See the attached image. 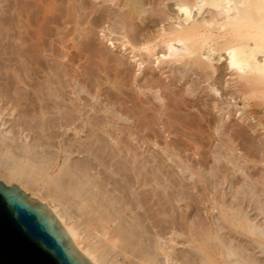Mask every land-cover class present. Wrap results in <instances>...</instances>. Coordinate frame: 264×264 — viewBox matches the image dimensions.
Masks as SVG:
<instances>
[{
    "label": "bare ground",
    "instance_id": "6f19581e",
    "mask_svg": "<svg viewBox=\"0 0 264 264\" xmlns=\"http://www.w3.org/2000/svg\"><path fill=\"white\" fill-rule=\"evenodd\" d=\"M12 1L13 13L15 14L12 16L13 19L11 17V20L17 26L16 30L19 29L21 25V23L19 25V22L23 21L24 18L25 21L22 22V25L24 24L28 30V28H31L30 26L32 24L30 21L33 20H30V17L33 16L31 13L34 14V12L28 10V2L30 0L28 2L24 0ZM42 1H40V3ZM102 1H106V3L109 2V0ZM148 1L152 2L151 0ZM44 2L45 0L43 3ZM52 2L53 1L50 2L51 5ZM55 2L56 1H54L53 5H55ZM109 3L114 6H119L122 0H110ZM38 4L39 2H37V5ZM144 4L145 0H125L124 3H122V8L120 7L119 14L117 13L120 16L119 23L121 22L120 24L123 29L127 28L130 31L134 38L131 37V35L130 37L135 40L132 41L131 38H129V33H125L121 41V51H123L124 54L129 52L130 61L138 66L139 72L141 71V73L147 68L146 66L151 64L155 69H169V73L172 71L173 73L174 71L179 72L178 74H181L183 77L190 74L200 77L203 76L205 79H212L213 77L215 78L216 75V64L224 61L227 69L232 73V77H234V79L226 83L227 88L232 90V99H240L243 105L239 108L235 100L236 106L238 107L235 113L238 114L241 124L246 125L245 127L250 130V133L253 135L252 137L256 140L258 139V143L256 142L257 144L250 142V147L254 152L253 154L255 155V153H257L259 155L261 151L264 152L259 146V143L262 144V146L264 145V0H161V9L160 12L157 11V13H154L155 18H151L152 15L150 16V12L145 8ZM41 5L44 4L41 3ZM53 7L55 6L50 7L51 10L49 9V11H46L43 16L41 14L42 18L39 16L41 19H36V29L33 27L32 31L29 29L31 33L25 29L24 25H21L22 27L20 26V28L24 27L25 32L20 29L16 31L20 38L26 35L27 37L23 39L27 41L30 40L31 43H34L33 45L37 48L39 54L46 51V45L48 44H46V42H49L45 41V36H50L48 31L51 26L47 27V25L49 26L48 23L55 24V20L58 19L56 21L58 22L60 21V17L62 19V14L61 16L59 15L60 17L56 16L55 18H51V16H55L54 14L57 13L56 11H54L55 13L52 11L55 10ZM40 8L38 10H40ZM47 9L48 7H46V10ZM107 9H109V7ZM41 10L43 12L44 8H41ZM114 10L116 9L114 8ZM36 11L35 9V14ZM50 11L51 13L53 12L51 16L48 13ZM100 13L102 14V12ZM37 14H39L38 11ZM35 17L37 18L38 16L35 15L32 18ZM136 22H140L141 27L138 26L140 32L149 29L150 23H155L158 29L155 31L154 29L153 31H150V29L149 31H145L147 33L141 34L142 39L136 41L137 39L135 38L140 36V32L137 30L138 27L135 25L137 24ZM44 24H47V31H44L46 30L44 28L45 26H43ZM57 25H55L57 28L55 26L53 28L58 29ZM12 26H14L13 23ZM107 31H109L108 33H110V35H113L112 31L109 29ZM107 31L103 29L102 36L104 38L107 37V35H105ZM13 33H15V31H13ZM26 40H23V42L19 41V43L22 44H19L17 40L16 42L13 41L17 43L15 46H13L15 43L12 44L14 48L13 51L11 48L12 55L10 57L12 61L15 62L14 64L17 65L16 70L24 75L22 78H25L23 81L21 78L23 75H19L20 77L16 76L13 82L14 87L15 85L18 86L20 83H26V85L27 83L30 84L31 82H29V80L33 78L31 77L33 75L30 76L31 72L44 73V69L41 66L42 63H40V57L42 58V55L36 54V51V53L32 52L36 49L35 47L32 51L29 50L24 44L27 42ZM111 40V38L110 40L107 39V43L113 47L114 42ZM50 41L52 42V40ZM30 42L28 43L31 44ZM159 49L161 52H159ZM52 53L53 52H51V54ZM55 53H53V55ZM56 55L57 54H55V56ZM55 59H53V62L59 64V61L56 62ZM123 61L122 58L121 60L119 59L117 63L120 69L123 65ZM11 65L13 64H10V68L12 67ZM54 70L56 71L55 68ZM54 70H50L51 73ZM14 71L12 74H15ZM51 73L49 76H51ZM176 75L177 73L175 76ZM35 76L40 77L39 74ZM46 77H48V75H46ZM126 77H128V75ZM26 78L30 79L26 80ZM73 78L76 77L74 76ZM36 83L30 84V87L32 85L39 87L40 84L38 82ZM50 86V83L46 85L48 88L47 92H44L45 89L44 91H42L43 89L40 90V88L38 91L34 90L31 92L33 95L25 93L24 88V91L13 88V92L11 91L12 93L8 94H11L10 96H4L13 106L12 111L14 112L11 111L12 114H15L16 108H20L23 105L30 108L31 113H33V126L34 122L36 123L35 125H37L35 126L37 127L35 128L37 133L35 135L36 137L34 136L32 140H29L30 135H25L24 129L22 134L19 133L21 131L18 132L21 134L18 138L14 137L15 135L12 137L7 135L11 133L3 132L9 137L4 136L2 133L0 134V178L6 185L18 184L19 188L25 193L28 195L30 194L33 198H37L38 202L42 203L47 209L53 210L57 222L70 239L71 245L76 250L84 252L82 256L86 258L88 262L91 264H264V220L261 222L257 220L256 217L252 218L248 213H245L246 211H243L245 208H243L242 202L238 201L239 203H236L237 205H233L234 202H231L233 203L232 205H227L224 199L227 195H224L223 192V199L219 198L221 202H219V216H217V218H219L216 225L210 220V216H205V219L203 218L204 216L198 218L197 215L198 220H192L196 216H192V213H189V211L195 208V204L193 205L187 201L189 199V194H183L184 192L182 189L185 188L184 186H182L181 189L176 186L178 183L174 185L173 180H171L173 174L171 175L170 173L172 170H163L166 167L165 163L167 161L172 162L174 160V162L177 163L179 161L180 164H182L180 158H177L175 161V157L179 155L177 154L179 150L176 153L177 155L174 154V159L172 157L173 155L171 153H175L174 148V151L170 149L172 143L171 145L168 143L163 148L155 141L151 143L148 137L154 132L148 133V136L145 134L141 135V130L144 128L141 125L142 123L138 124L140 127L138 125H123L122 129V125L116 126V124L114 125L106 122V124H95L91 123L89 120H83V118H85V113L82 109L83 107L76 103L78 102V92H76V89H72L74 91L72 93L76 97L72 100L73 98L69 97L66 94L67 92L65 93V91L63 92L62 90L61 92L59 88L57 89L53 86L55 90ZM152 86L153 85H151V88ZM211 86L212 85L209 87L211 91L222 99V95L221 97L219 96L220 91L214 88L215 84ZM88 87L86 88L88 89ZM29 89L32 90L33 88ZM158 93L159 91L157 90L156 94ZM147 104H149V102ZM222 104L224 103L222 102ZM178 105L180 104H177V106ZM8 106L10 105L8 104ZM24 106L22 108H24ZM4 107H7V105ZM165 108L167 107L165 106ZM3 111H5L4 108ZM220 111H222V113L224 112L223 114L220 112L222 115H228L226 120L229 119V116L230 118L232 117L230 114L232 110H225L222 107ZM26 112L27 111H25V113ZM135 113L133 114L135 115ZM121 118L123 119V117ZM28 122L32 124L30 121H27V123ZM186 122L188 123V121ZM174 124L177 125L175 122ZM181 124L184 123L181 122ZM151 127L153 128V126ZM175 127L173 128L174 130ZM179 127H181L180 124ZM22 128H25V126ZM32 128L30 129V133ZM176 128L183 130L182 128ZM27 129L29 130L28 127L26 130ZM242 129H244V127H242ZM242 129H236L237 131L235 132L238 134L240 133L242 136H240V138H244L245 140L247 134L245 130L243 131ZM152 130L153 129H151V131ZM179 131L177 133H179ZM69 132L74 134L75 138H72L74 141H70V137L68 139L70 142L65 139V136H67ZM184 132L186 133V129ZM145 133H147V130ZM154 135L153 137H155ZM56 140H58V146L54 147V143H57L55 142ZM156 148L162 151L160 157L159 152L154 153L153 151V149ZM231 149H229V151ZM232 150L233 152H230L233 155L235 150ZM180 151H182V149ZM163 155H166V157ZM75 156L78 160L73 159ZM262 156L264 157V155ZM85 158H89L90 160L87 161ZM81 159L82 161L85 160V162L79 163ZM219 160L217 159L216 161L220 162ZM233 162H235V160ZM227 163V165H229L230 162ZM235 165L232 166L234 167ZM239 165L237 162V166ZM171 167H173V171L179 169L178 171L179 173L181 172V175L185 174V172L190 173V177L193 178V180L195 179V172L191 171L192 169L186 166V164L182 166L179 164L176 166L175 164V166ZM174 167L177 169H174ZM226 168L227 170H225L228 171L227 166ZM225 170L223 171L224 173ZM237 171H239V169ZM175 172L173 176H175L176 179ZM185 175L184 179L186 180L187 177H185ZM221 175L223 176L222 171ZM180 176L178 177L182 179L181 177H183V175ZM226 178H228V176ZM226 178L224 179L225 181ZM261 179H263V177H261ZM176 180L175 182H177ZM227 181L229 180L227 179ZM179 184H181L180 181ZM237 192H239V190H237ZM251 193L254 195L255 191L252 190ZM241 194L246 198L247 192H241ZM237 196L236 199L234 198L235 200H237ZM254 198L255 196H253V200ZM177 203L180 205L183 203V207L178 205V208L182 211L176 208ZM259 208L257 207V209L264 214V207L263 209L261 207ZM176 209H178V211ZM200 209H202V207ZM216 210H214V212ZM257 215L260 216L261 214ZM216 226H218V229L215 228ZM186 245H188L189 249L180 248V246ZM179 249H183L182 253L179 252L181 251Z\"/></svg>",
    "mask_w": 264,
    "mask_h": 264
},
{
    "label": "rangeland",
    "instance_id": "374dc122",
    "mask_svg": "<svg viewBox=\"0 0 264 264\" xmlns=\"http://www.w3.org/2000/svg\"><path fill=\"white\" fill-rule=\"evenodd\" d=\"M11 1L12 0H0V4H1L0 5V32H1L0 35H2V36H0V45H1L0 46V73H1L0 74V91H1L0 92V100H1L0 101V117H1L0 118V134L2 133L4 136L9 135L10 137L15 135L14 137L18 138V137H20V135L22 134L23 129H24L25 135H30L29 140L30 139L32 140V139H34V136L37 133V130H35V128H37L35 126H37V125H35L36 123L34 122V126H33V122H32V120H33L32 114L33 113H31L29 107H26L23 105L24 108H22L23 106L20 108H16V109L14 108L15 114L14 113L12 114V112H14V111H12L13 106L10 104V102L7 100L6 97L10 96L11 94L10 95H8V94L12 93L15 88H17V90H23V88H24L25 91L24 90L23 91L25 93L33 95L31 92H33L34 90L38 91L39 88H40V90L43 89L42 91H44V89H45L44 92H47L48 86L46 87V85L48 83H50L52 88L54 86L57 89L59 88L60 91L61 90L63 92L65 91V93L67 92L66 94L69 97L73 98L72 100H74L76 98L74 96V94L72 93V92H74L72 89H76V92H78V102H76V103L80 104V106L83 107L82 109L84 110V113H85V116H84L85 118H83V120L86 119V120H89L91 123H95V124H97V123H100V124L101 123L102 124L111 123L114 125L116 124V126L122 125L121 126L122 129H123V125L124 126L125 125L133 126V125H138V124L142 123L141 125L145 129L142 128V126H141V128H142L141 135L145 134L146 136H148L149 135L148 133L154 132V133H151L149 135L150 137H148V138H150L148 140L151 143H153L155 141L156 143H158V145L161 148L165 147L168 143H169V145H171V143H172V145H171L172 147L170 149H172V150H173V148L175 149V151L173 150L175 153H173V152L171 153L173 155L172 157L174 159L175 155L179 154V155H177L178 157L177 156L175 157V161L177 158L178 159L180 158L181 159L180 161L182 162V164H180L179 161H178L179 163L174 162V160L172 162L167 161L165 163L166 167L163 170L164 171L167 169L172 170L171 172L169 170L168 171L171 173V175L172 174L174 175V172L176 170L173 171V169H172L173 167H171V166H175V164H176V166L178 164L181 166L186 164V166H189V168L192 169L191 171L195 172L196 176H194L195 179L193 180V178H191L189 175L190 173L185 172L186 175L182 174L183 177H181L182 175H181V172L179 173V171H178L179 169L174 167V169H177V171H178V172L177 171L175 172L176 179L177 178L178 179L176 180L175 176H173V175L171 177V180H173L174 185H176L178 183L176 185L178 188H181L182 186L185 187V188L183 187L184 189H182V188L181 189L184 192L183 194H185V193L189 194V197H188L189 199L187 198L188 199L187 201L192 203L193 205L195 204L194 205L195 208H192L191 211H189V213H192L191 214L192 216H196L195 218L192 217L193 218L192 220H195V219L198 220V218L200 216H202V217L204 216L203 218H205V219H206V217L210 216V218H211L210 220L212 222H214L216 225L218 223L217 221L219 218V217L217 218V216H219V202H221V199L219 200V198L223 199V192H224V195H227L224 197L227 205H232L233 203H231V202H234L233 205H235L236 203L238 204L239 202H242L243 208H245V210L243 209V211L244 212L246 211L245 213H248L249 216H251L252 218L256 217L257 220H259L261 222L264 220V218H263L264 214L259 210L260 209L259 207H261L262 209L264 207L263 206L264 205V191H263V189H264L263 188V186H264V162H263L264 157L262 156V155H264V152L261 151V153H259V155L257 153H255V155H257V156H255L253 154L254 152L252 151V149L250 147L251 143H256L258 141V139L256 140L252 137L253 135H252V133H250V130L245 127L246 125L241 124L240 119L238 118V114L235 113L236 112L235 110L238 107L239 108L242 107L243 105H242L240 99H234V100L232 99V97H231V91L232 90H229L227 88L226 83L229 82V80L234 79V77H232V73L227 69L226 63L224 61L216 64L217 71H216L215 78L214 77L212 78L213 80L208 79V78L205 79V77H203V76L200 77L197 75L195 76V75H190V74H187L190 77L187 75L183 77L181 74H178L179 72L174 71L175 74L177 73V75L175 76L173 71L171 73H169V71H170L169 69H162V70L155 69L151 64L146 66L147 68H145L142 71V73H141V71L139 72L138 66L134 62L130 61V58H129L130 56L128 55L129 52L124 54L123 51H121V49H120L121 48V41H122V38H123L125 33L126 34L129 33L128 34L129 38L133 37L131 35L130 31L127 28L123 29V27L120 24L121 22L119 23V21H120V16L118 15L119 10L122 8V3H124L125 0H122V3H119L120 4L119 6L112 5L111 3H109L110 0H109V2L107 1L108 3H106V1H102V0L101 1L100 0H87V1L86 0H60V1L59 0L58 1L57 0H51V1H53L52 5L50 3L51 2L50 0H47V2L45 0L44 3H43L44 0L43 1L42 0H30V1L24 0L27 2L29 1L28 2V5H29L28 10L29 11H32L35 14V9H36L39 13V14H37V11H36L35 15L38 17L32 18L35 15L30 12L33 15L30 17V20L33 19L32 21H30V23H32L30 26L31 28H28V30H27L25 25L23 24L27 31H30L29 29H31V31H32L33 28L36 29V21L38 19H41L42 16L44 15V13H46V11H49V9L51 10L50 7H52V6H55V7H53V8H55V10H52V11L53 12L56 11L57 13L54 12L55 16H51V14H53V12L52 13H51V11L48 12L49 15L51 16V18H53V17L55 18L56 16L58 17L59 15L61 16V14H62V19L59 16L60 17L59 18L60 21H58L59 23L56 22L58 20L56 18L57 20H55V24L54 23H48L49 26L46 24L47 27L51 26L50 27L51 29L49 28V31H48L50 36L49 37L45 36L46 38L45 37L44 38L46 39L45 41H49L50 43L46 42V44L48 43L46 45V51L44 53L40 52L41 54H39V52L37 51V48L33 45L34 43H31L30 40L27 41L26 39H23V38L27 37L26 35L25 36L23 35V38H20L18 36L16 31H19V29L21 31H24V27L20 28V26L22 25V22L25 21V18L24 19L20 18V19H23V21L19 22V25H20V23H21V25L19 26V29L16 30L17 26L11 20V17L15 14V13H13L14 9L12 8V4H11L13 1L12 2ZM31 1H32V4H31ZM40 1H42L41 3L44 5H41ZM54 1H56L55 5H53ZM151 1L152 2L145 0L144 5H145V8L150 12V16L151 15L154 16V13H157V11L160 12L161 0H157V1L151 0ZM37 2H39L38 5H37ZM34 3H36V4H34ZM30 5H32V6H30ZM7 6H9V7H7ZM39 6L40 7L44 6V7H41L42 9L44 8L43 12ZM46 7H48L47 10H46ZM108 7H109V9H107ZM112 7H114L116 10H114V8H112ZM39 8H40V10H38ZM110 8H112V9H110ZM40 11H41V13H40ZM104 11H106V12H104ZM100 12H102V14ZM41 14H42V16H41ZM67 15H69V16H67ZM39 16H41V18ZM50 16H49V18H50ZM152 16H151V18H155V16L154 17H152ZM97 18H98V20H97ZM12 19H13V17H12ZM33 21L35 22V24ZM12 23L14 24V26H12ZM136 23L137 24H135V25L137 27L140 26V22L139 23L136 22ZM152 24H153V26H152ZM46 25L45 24L43 25V26H45L44 28L46 29L44 31L48 30ZM55 25L58 26V29L53 28ZM149 25L152 26V27H150V26L148 27L150 29V31H153V29H154V31L156 29H158V26L155 23H150ZM72 27H73V29H72ZM103 29H106V31L109 29L110 31L113 32V35H110V33H108L109 31H107V33L105 32V35H107V37H109V38H107V37L104 38L102 36L103 35ZM149 29H146L145 31H149ZM12 30L15 31V33H13ZM137 30L140 32L139 27ZM31 31H30V33H31ZM33 31H35V30H33ZM145 31L140 32V36L138 38L137 37L135 38V39H137L136 41L142 39V35L147 33ZM53 33H54V35H53ZM57 33H58V35H57ZM14 34L17 36H15ZM45 34H47V33H45ZM130 35H131V37H130ZM110 38L112 39L111 41L114 42L113 47H111L109 45V43H107V39L110 40ZM133 38H131V40L135 41V40H133ZM21 39L27 41L26 42L27 44L26 43H24V44L26 45V47L29 50L32 51V49L35 47L36 49L33 50L32 52H34V53L37 52L36 54L42 55V58L40 56L39 57H40V63H42L41 66L44 69V73L43 72H39V73L31 72L30 76L33 75V76H31L33 78H31V79L26 78V80L30 79L29 80V82H31L30 84H35L36 82H38L40 84L39 87H37L38 86L37 83H36L37 84L36 87L34 85H32L33 87L32 86L30 87V84H28V83H27V85H26V83H22V84L20 83L18 86L15 85V87L13 85L14 84L13 82L16 79L15 77L19 76V75L20 76L23 75L20 71L18 72L16 70L17 65L14 64L15 62L12 61V58L10 57L12 55L11 52L13 51V48H14V47H12V44L15 43L16 40L19 43V41ZM90 39H91V41H90ZM23 40L20 42H23ZM50 40H52V42ZM13 41H15V42H13ZM118 41H120V42H118ZM9 42H11V43H9ZM28 42H30L32 45L29 44ZM16 44L17 43H15L13 46H15ZM19 44H22V43H19ZM82 44H83V46H82ZM11 48H12V51H11ZM108 50H109V52H108ZM51 52H53V53L56 52L55 54H57L56 55L57 57L60 55L58 57L59 59L55 56V54L54 55H53V53L51 54ZM159 52H161L160 49H159ZM79 53H81V54H79ZM45 54H46V56H45ZM43 55H44V57H43ZM112 56H113V58H112ZM46 57H47V59H46ZM72 57H74V58H72ZM9 58L11 59V61ZM55 58H57V59H55ZM122 58L125 61V62L123 61V65H126V66L122 65V67L120 69L119 65L117 66V63H118L119 59L121 60ZM49 59H51V60H49ZM53 59H55L56 62L59 61V64L53 62ZM71 63H73V64H71ZM10 64H13V65H11L12 69L10 68ZM61 64H63V65H61ZM54 65H55V67H54ZM14 67H16V68H14ZM49 67H51V68H49ZM54 68L56 69V71L54 70ZM13 69L16 71H14ZM52 69L54 71H52V73H51L50 70H52ZM12 70L14 71L15 74H18V75L12 74L13 73ZM93 70H95V71H93ZM153 70H155V71H153ZM5 71H6V73H5ZM48 71H49V73H48ZM86 71H87V74H86ZM115 71L117 74L115 73ZM123 71H124V73H123ZM145 71H146V73H145ZM164 71H165V73H164ZM2 73H3V75H2ZM50 73H51V76H49ZM37 74H39L40 77L35 76ZM55 74H57V75H55ZM126 74L128 75V77H126L127 76ZM12 75L13 76L15 75L14 78ZM46 75H48V77H46ZM77 75H78V77H77ZM74 76L76 78H73ZM22 77H24V75L21 76V78ZM34 77L35 78L37 77L39 79H37V78L35 79ZM185 77H186V80H185ZM81 78H82V80H81ZM22 79L24 81L25 78H22ZM34 79H35V82L33 83ZM38 80H40V81H38ZM55 81H57V82H55ZM52 83H53V85H52ZM56 83H58V84H56ZM214 84H215V86H214ZM23 85H24V87H23ZM25 85L27 88L25 87ZM147 85H149L150 87ZM151 85H153L152 88H151ZM210 85L214 86V88H216V89H218V91H220L219 96L221 97V95H222L221 98L223 100L220 99L218 97V95H216L215 93H213L211 91V89L209 88ZM86 87H88V89ZM29 88H31V89L33 88V89L30 90ZM55 88H53V89H55ZM81 89H82V91H81ZM157 90L159 91L158 94H156ZM5 95H6V97H4ZM158 95H159V97H158ZM161 96H164V97H161ZM160 97L162 98V101H161ZM155 99H157V100H155ZM143 100H145L146 102ZM235 100L237 102L238 107L236 106ZM226 101H227L228 105L226 104ZM148 102H149V104H147ZM162 102L165 104H163ZM222 102L224 104H222ZM169 103H171V104H169ZM8 104L10 106H8ZM177 104H180V105H178L179 107L177 106ZM6 105H7V107H4ZM165 106L167 108H165ZM156 107H157V109H156ZM222 107L225 110H229V109L232 110L230 112L232 117L230 118V116H229L230 120L229 119H227L228 121L226 120L228 115L227 116L225 114L222 115L224 113V112L222 113V111H220V109ZM3 108L5 111H3ZM124 109H127V110H124ZM25 111H27V112L25 113ZM131 112H133V113L136 112V113L134 115ZM126 113H127V115H126ZM144 114H146V115H144ZM235 115H237V116H235ZM174 116H176V117H174ZM121 117H123L124 120ZM27 118H28V120H27ZM108 118H110L111 120ZM25 119L27 121H30V123H32V124H29V122L27 123V121ZM127 120H128V123H127ZM133 120L135 121V123ZM98 121H100V122H98ZM130 121H131V123H130ZM186 121H188V123ZM174 122L177 123V125L174 124ZM181 122L184 124H181ZM222 123L223 124L225 123V124L223 125ZM239 123L241 126L239 125ZM179 124L181 125V127H179ZM23 126H25V128H22ZM26 126L29 128V130L28 129L26 130V128H27ZM151 126H153V128ZM173 126L174 127L176 126L178 128H182L183 130L177 129L175 127V130H176L175 131L173 129L174 128ZM32 127H34V128H32ZM149 127H151V128H149ZM242 127H244V129H242ZM31 128H32L33 133H32V131L30 133ZM238 128L242 129L243 131L245 130V133L247 134L245 137V140H244V138H240V136H241L240 133L238 134L237 132H235V131L239 130ZM151 129H153V130L151 131ZM185 129H186V133L184 132ZM146 130H147V133H145ZM179 130H181V131H179ZM19 131H21V132H19ZM178 131H179V133H177ZM3 132L11 133V134L6 135ZM18 132L21 134H19ZM180 132H181V134H180ZM152 134L153 135L156 134V135H154L155 137H153ZM229 135H232V136H229ZM9 136H7V137H9ZM156 136H157V138H156ZM69 137H70V139H69ZM72 138H75L74 134L72 132H69V134L67 136H65V139L67 141H68V139L71 141ZM232 140H234V141H232ZM70 141H68V142H70ZM72 141H74V139ZM55 142H57V143L56 144L54 143V147L58 146L57 145L58 140H56ZM232 144H234V145H232ZM229 146L235 150L233 155L230 152V151L233 152V150ZM259 146H260V148H262L261 150L264 151V145L262 146V144L259 143ZM180 148L182 149V151H180L181 150ZM227 149H228V151H227ZM229 149H231V150L229 151ZM172 150H170V151H172ZM151 151H150V153H151ZM153 151H154V153L159 152V157L161 156L160 154H162V151L161 150L159 151L158 148L153 149ZM177 151H178V153H177ZM163 156L166 157V155H163ZM232 156H234V157H232ZM239 157H241L242 159ZM73 159L78 160V158H76V156ZM85 159L87 161L90 160L89 158L88 159L85 158ZM217 159L218 160L221 159V160H219L220 162L216 161ZM252 159H254V160H252ZM234 160H235V162H233ZM79 161H81L79 163L85 162V160L82 161V159ZM231 161H232V164H231ZM239 161H240V163H239ZM242 161H244V162H242ZM227 162H230L229 165H227L228 164ZM237 162H238V165L240 164L239 166L241 168L239 166H237ZM187 163H189V164H187ZM225 165L228 167V171H226L227 168ZM232 165L237 166L239 171H237L238 170L237 167H235V166L233 167ZM242 167H243V170H242ZM234 168H236V169H234ZM224 170H225V173L223 172ZM221 171H222L223 176L221 175ZM236 171L238 174L236 173ZM241 171H243V172H241ZM177 173H179V174H177ZM233 174H235V175H233ZM177 175L178 176L181 175L180 177L182 179H180ZM184 175H185V177H187L186 180L184 179ZM227 176H228V178H226ZM261 177H263V179H261ZM225 178H226V181L228 179L230 182L227 181L228 182L227 183L224 180ZM174 179L177 182H175ZM178 180L180 181L181 184H179ZM1 181H3V180H1ZM262 181H263V183H262ZM223 183H226V184H223ZM230 184H231V186H230ZM232 185L235 187H233ZM230 188H232V189H230ZM244 189H246V190H244ZM237 190H239V192H237ZM252 190L255 191L254 195H253V193H251ZM240 191L245 192V193L247 192L248 195L246 194V198H245V196H243L241 194ZM188 192H190L191 195ZM210 193H212V194H210ZM252 195L255 196L254 200H253ZM256 195H257V198H256ZM233 196H235V197H233ZM236 196H237V200H235ZM30 198H31V200H37V198H35V197L33 198L31 195H30ZM239 198H240V200H239ZM257 200H259V201H257ZM193 202H195V203H193ZM182 204L183 203H181V205L177 203L176 208H178V205L180 207H183ZM201 207H202V209H200ZM209 207H211V208H209ZM257 207L259 209H257ZM178 209H180V208H178ZM178 209H176V210L178 211ZM194 209H196V210H194ZM216 209H218V210H216ZM214 210H216V211L214 212ZM180 211H182V210L180 209ZM259 211H260V213H259ZM257 214H261V215L259 216ZM197 215H198V218H197ZM214 219L215 220L217 219V220L215 221ZM215 228L218 229V226H216ZM180 248L189 249L188 245L180 246ZM179 250H181L179 252L182 253L183 249H179Z\"/></svg>",
    "mask_w": 264,
    "mask_h": 264
},
{
    "label": "water",
    "instance_id": "95a60500",
    "mask_svg": "<svg viewBox=\"0 0 264 264\" xmlns=\"http://www.w3.org/2000/svg\"><path fill=\"white\" fill-rule=\"evenodd\" d=\"M83 253L53 210L0 178V264H91Z\"/></svg>",
    "mask_w": 264,
    "mask_h": 264
}]
</instances>
